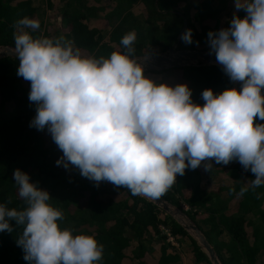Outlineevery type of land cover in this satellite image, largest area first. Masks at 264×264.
<instances>
[{
  "label": "clouds",
  "instance_id": "9594fccd",
  "mask_svg": "<svg viewBox=\"0 0 264 264\" xmlns=\"http://www.w3.org/2000/svg\"><path fill=\"white\" fill-rule=\"evenodd\" d=\"M235 9L246 14L234 13L229 27L210 31L208 40L216 62L242 87L219 93L206 88L202 105L192 100L187 84L173 86L145 75L134 58L135 31L120 41L127 51L97 58L82 56L63 36H33L40 27L37 19L18 20L13 34L17 75L30 82L29 101L36 105L30 127L47 128L63 153L56 164L145 198L162 197L186 169L203 165L210 171L213 161L235 160L254 174L240 195L264 185V123L256 122L264 121V0H235ZM181 39L191 44V29ZM13 179L25 206L0 204V232H13L10 221H15L26 261L102 260L103 245L94 236L60 227L64 214L49 203L47 190L20 169Z\"/></svg>",
  "mask_w": 264,
  "mask_h": 264
},
{
  "label": "trees",
  "instance_id": "16d2710c",
  "mask_svg": "<svg viewBox=\"0 0 264 264\" xmlns=\"http://www.w3.org/2000/svg\"><path fill=\"white\" fill-rule=\"evenodd\" d=\"M218 1L221 5L213 6L214 0H111L108 8L99 3L92 12L90 5L94 4L88 0H67L60 11L64 27L50 34L42 17V2L36 5L33 0H0V45L15 47L14 25L29 17L36 18L40 25L33 36H63L82 56L108 57L115 50L127 51L120 41L130 31L137 35L134 57L165 51L175 42L178 49H211L206 43L208 33L229 27L231 20L225 13L219 17L227 0ZM138 3L143 8L135 13L133 8ZM98 14L106 23L103 28L89 24V19ZM236 14L243 17L246 13L240 10ZM183 20V33L192 31L191 44L181 37L177 39ZM18 66L17 57H0V204L17 209L25 206L13 179L14 171L20 169L29 174L31 182L50 193L49 203L64 214V220L58 222L61 228L92 235L103 245V258L98 264H181V254L166 240L159 224L167 226L181 242L185 235L189 237L195 264H212L194 237L152 201L107 181L96 184L75 167L66 169L56 164L63 153L47 128L30 127L36 105L29 101L31 85L17 75ZM172 69L175 80L187 84L192 100L201 105L204 89L219 93L234 83L216 63ZM150 71H144L145 75ZM213 165L217 173L226 174L229 184L202 180V165L178 174L163 197L200 228L223 264H264V185L240 195V189L255 178L254 174L235 160L227 165L213 161ZM223 191L227 195L223 196ZM10 223L13 232H0V264H30L16 242L21 229L15 221ZM132 241L135 244H130ZM153 250L159 252L158 256Z\"/></svg>",
  "mask_w": 264,
  "mask_h": 264
},
{
  "label": "water",
  "instance_id": "95a60500",
  "mask_svg": "<svg viewBox=\"0 0 264 264\" xmlns=\"http://www.w3.org/2000/svg\"><path fill=\"white\" fill-rule=\"evenodd\" d=\"M185 23L186 21L183 20V26L181 27L177 35L178 40L184 31ZM176 46L177 42L173 43L172 46L165 51L135 56L134 58L143 64L144 71L152 69L159 70L164 68L180 67L185 65L213 63L218 64L216 62L215 53L211 49H178ZM7 55L17 57L15 53V47L8 44H1L0 57ZM231 87L240 89L242 87V82L234 81ZM146 198L172 215L173 218L178 221V223L182 225L194 237L199 246L207 254L212 264H223L217 256L215 248L208 241L200 228L191 220H186L187 217L185 213L177 209L170 201L165 199L163 196L160 198ZM174 209H177V212Z\"/></svg>",
  "mask_w": 264,
  "mask_h": 264
},
{
  "label": "rangeland",
  "instance_id": "374dc122",
  "mask_svg": "<svg viewBox=\"0 0 264 264\" xmlns=\"http://www.w3.org/2000/svg\"><path fill=\"white\" fill-rule=\"evenodd\" d=\"M67 0H51V13L48 14V10H44V12L42 13V17L43 19L45 18V27L47 30H49V33L51 34L53 32V29L56 28V26H58V28L60 29L62 26L64 27V25L62 24V21L61 22H55L57 18L53 19L50 15L51 14H58L59 15V12L61 11V8L64 6L65 2ZM101 0H88V3L89 4H94V5H90L91 9L90 11L93 12V8L92 7H96L97 4L100 3ZM188 2L190 3H196L198 2V0L192 2L190 0H187ZM37 2H39V4L42 2V7L44 8L45 7V0H38ZM103 2L105 3H108L107 0H103ZM233 2V1H232ZM141 9V8H139ZM136 11L138 10L137 8L135 9ZM97 11H100V10H97ZM237 10L235 9V7H231L229 8L228 10V14L225 13V15H233ZM99 13H102V12H99ZM56 17V16H55ZM36 19V18H34ZM94 22L98 23V25H100L101 27H104L106 25V23L104 22V19H103V16L98 14V16H96V18H93V19H89V24L90 25H94ZM96 25V24H95ZM209 43V42H208ZM166 73V71H163V74ZM174 71H173V76H174ZM154 74L152 75V78L153 79H160L161 81L163 82H167L168 84L170 85H176L178 84V82L176 83L175 79H171L169 78L168 74ZM150 75V74H148ZM219 174H224V172H219ZM205 174L202 173V176H204ZM222 177H224V175H222ZM204 179V178H203ZM202 179V180H203ZM227 179V178H226ZM229 182V178L227 179ZM109 190V189H108ZM113 190L115 191V189L113 188ZM222 195L225 196L227 195L225 191L222 192ZM234 202L231 201L230 204L232 205ZM234 205V204H233ZM186 220H190L187 219ZM189 233V232H188ZM190 234V233H189ZM224 239V237H223ZM183 240L184 241H180L181 243L180 244H175L176 246V250L177 252H179L181 254V264H195V258L193 256V253H192V250H191V245H190V239L188 236H184L183 237ZM151 245V244H150ZM153 245V244H152ZM153 254H155L156 256L159 254L158 251L156 250H153ZM264 258V256H263ZM198 264H208L206 263L205 261H201L199 262Z\"/></svg>",
  "mask_w": 264,
  "mask_h": 264
},
{
  "label": "crops",
  "instance_id": "0c3cea01",
  "mask_svg": "<svg viewBox=\"0 0 264 264\" xmlns=\"http://www.w3.org/2000/svg\"><path fill=\"white\" fill-rule=\"evenodd\" d=\"M38 0H33V2H34V4H36V5H38L39 4V2H37ZM49 1H51V0H49ZM49 1L48 0H45V7H44V10L46 11V10H48V14H50L51 13V9H49V8H51V4L49 5ZM190 1H192V2H194V1H196V0H190ZM233 1V2H232ZM107 2L108 3H105V2H103V0H101L100 1V3H103V5H104V7L105 8H108L109 7V5H111V0H107ZM197 3V2H196ZM221 5V3H219V1L218 0H214V2L212 3V5L213 6H218V5ZM226 4H227V6L223 9V11H221L220 13H219V17H220V15L222 14V13H227L228 14V10H229V8H231V7H235V0H227V2H226ZM104 8V9H105ZM138 9L137 11L135 10V9ZM139 8H141V9H139ZM142 8H143V4H141V3H138L134 8H133V11L135 12V13H138V12H140L141 10H142ZM44 12V11H43ZM235 13H237V11L235 12ZM234 15V14H233ZM233 15H228L229 17H231L232 18V16ZM53 19H55V18H57L56 19V21L55 22H61V16H60V12H59V15L58 14H51L50 15ZM56 16V17H55ZM90 19H93V18H90ZM44 22H45V18H44ZM105 22V21H104ZM96 24V26H98V27H101L100 25H98V23H96V22H94V25ZM106 26V25H105ZM104 26V27H105ZM101 28H103V27H101ZM55 29H59L58 28V26H56V28H54L53 29V32H54V30ZM199 29H201V26H199ZM209 42V40H207V44H210V43H208ZM163 71H166V73L168 74V76H169V78H171V79H173L174 78V76H173V69L172 68H165V69H162V71L161 70H151L150 71V75H148V77H151L152 78V75H154V74H163ZM166 73H164V74H166ZM163 74V75H164ZM175 79V78H174ZM157 81H161L160 79H156ZM176 81V80H175ZM176 83H177V81H176ZM217 168L213 165V167H212V169L210 170V171H205L204 170V168H203V166H202V168H201V171H200V173H204L205 175L204 176H202V174L200 175L201 176V178L203 179H209V180H211L212 182H214V183H219V184H222V185H227V184H229L230 182L226 179L227 177H226V174L224 173V174H219V173H217ZM222 175H224V177H222ZM203 179V180H204ZM177 241H178V244H180L181 242L177 239ZM130 244H135V242H131ZM172 247H174L175 249H176V246H174V245H172ZM157 251V250H156ZM177 251V250H176ZM159 253V252H158ZM155 255V254H154ZM156 256V255H155ZM158 256V255H157Z\"/></svg>",
  "mask_w": 264,
  "mask_h": 264
},
{
  "label": "built area",
  "instance_id": "2783aa9c",
  "mask_svg": "<svg viewBox=\"0 0 264 264\" xmlns=\"http://www.w3.org/2000/svg\"><path fill=\"white\" fill-rule=\"evenodd\" d=\"M159 227L161 231L167 235L166 238L168 241H170L171 243L177 244V241L175 240L174 235L171 233L168 227L164 226V224H159Z\"/></svg>",
  "mask_w": 264,
  "mask_h": 264
},
{
  "label": "bare ground",
  "instance_id": "6f19581e",
  "mask_svg": "<svg viewBox=\"0 0 264 264\" xmlns=\"http://www.w3.org/2000/svg\"><path fill=\"white\" fill-rule=\"evenodd\" d=\"M176 212H177V210L176 209H174Z\"/></svg>",
  "mask_w": 264,
  "mask_h": 264
}]
</instances>
